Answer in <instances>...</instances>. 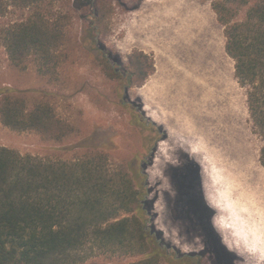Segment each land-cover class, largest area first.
Wrapping results in <instances>:
<instances>
[{"label":"rangeland","instance_id":"374dc122","mask_svg":"<svg viewBox=\"0 0 264 264\" xmlns=\"http://www.w3.org/2000/svg\"><path fill=\"white\" fill-rule=\"evenodd\" d=\"M214 1L48 0L31 9L9 7L0 16V30L39 13L52 28L58 27L61 42L48 67L34 56L12 64L1 46L0 88L16 92L28 111L40 104L50 106L71 134L55 142L37 131L11 130L0 121V147L64 161L90 150L101 153L110 169L133 168L129 176L140 175L144 227L163 240L168 255L208 248L201 264H226L223 255L232 264H264L259 253L233 244L237 228H247L240 222V211L213 205L224 196L225 172L245 173L257 187L264 186L259 162L263 143L252 129L245 90L225 53ZM152 19L145 25L154 37L151 45L142 25ZM160 25L167 38L158 36ZM138 59L149 66L143 82L131 76ZM81 144L90 150L77 149ZM255 193V208L264 220V188ZM212 234L224 254H217ZM139 259L94 252L83 264Z\"/></svg>","mask_w":264,"mask_h":264},{"label":"trees","instance_id":"16d2710c","mask_svg":"<svg viewBox=\"0 0 264 264\" xmlns=\"http://www.w3.org/2000/svg\"><path fill=\"white\" fill-rule=\"evenodd\" d=\"M46 1L0 0V16L9 7L31 9ZM212 10L223 27L234 77L245 90L252 129L263 143L259 162L264 167V0H215ZM60 34L36 13L1 29L0 47L12 64L34 56L48 67ZM147 67L138 59L131 76L145 81ZM0 121L11 130L37 131L55 142L71 134L50 106L28 111L9 88H0ZM78 148L90 150L85 144ZM127 172L134 169H110L107 157L94 150L64 161L0 147V264H83L94 252L140 257L129 264H201L194 254L168 255L163 240L146 232L140 175Z\"/></svg>","mask_w":264,"mask_h":264},{"label":"bare ground","instance_id":"6f19581e","mask_svg":"<svg viewBox=\"0 0 264 264\" xmlns=\"http://www.w3.org/2000/svg\"><path fill=\"white\" fill-rule=\"evenodd\" d=\"M159 18V17H158ZM155 21V20H154ZM149 28V27H148ZM207 52V51H206ZM208 53V52H207ZM209 54V53H208ZM207 57V56H206ZM203 78V77H202ZM212 84V83H211ZM217 92V91H216ZM181 103V102H180ZM162 121V120H161ZM165 125V124H164ZM174 128V127H173ZM229 146V145H228ZM227 148V147H226ZM195 151V150H194ZM217 152V151H216ZM223 152V151H222ZM195 153V152H194ZM194 153H192L194 155ZM227 153V152H226ZM223 154V153H222ZM197 155V153H196ZM194 155V157H196ZM221 155V154H220ZM192 158V157H191ZM199 159H202L199 157ZM222 158H220L221 160ZM217 162V161H216ZM207 163V162H206ZM219 163V162H218ZM202 164V163H201ZM222 164V163H221ZM203 165H205V161L203 162ZM215 166V165H214ZM206 167V166H205ZM229 167V166H228ZM231 167V166H230ZM227 168V167H226ZM232 168V167H231ZM206 169V168H205ZM219 169V168H218ZM222 169V168H221ZM226 170V169H225ZM231 170V169H230ZM233 171V170H232ZM235 171V170H234ZM218 172V171H217ZM222 172V171H221ZM210 173V172H209ZM223 173V172H222ZM259 173V172H257ZM212 174V173H211ZM225 180L222 181V192L224 193V196L219 197V201L213 203V205L216 208H219L221 211L225 210L228 211L231 209H238L240 214L242 215L240 222L246 227L255 225L256 227H262L264 226V220L260 216L259 210H256L255 206H257V200H258V194L255 193L259 189L262 190L264 188L263 185L257 187L255 183L253 182V179L247 176L245 173H239V172H225ZM218 175V174H217ZM220 176V174L218 175ZM220 176V178H221ZM220 180V179H218ZM263 181V180H262ZM212 182V180H211ZM264 182V181H263ZM220 183V182H219ZM259 183V182H258ZM212 184V183H211ZM221 184V183H220ZM262 184V183H261ZM212 186V185H210ZM216 186V185H215ZM221 186V185H219ZM208 187V186H207ZM213 187V186H212ZM220 190V189H219ZM213 191V188H212ZM211 193V192H210ZM253 193V194H251ZM257 194V195H256ZM212 195V194H211ZM218 196V195H217ZM254 196V197H252ZM212 197V196H211ZM216 197V196H215ZM217 199V198H216ZM214 202V200H213ZM220 205V206H219ZM259 208V206H258ZM260 209V208H259ZM219 210V211H220ZM262 210V209H261ZM227 213V212H226ZM229 214V213H228ZM224 219V218H223ZM220 221V220H219ZM238 221V220H237ZM217 222V221H216ZM221 222V221H220ZM219 222V223H220ZM224 222H227L226 220ZM222 222V223H224ZM239 224V223H237ZM236 224V225H237ZM225 225V224H223ZM227 225V224H226ZM225 225V226H226ZM237 227V226H236ZM240 227V226H239ZM220 228V227H218ZM223 228V227H222ZM226 228V227H225ZM219 230V229H218ZM222 230V229H221ZM225 230V229H224ZM227 230V229H226ZM223 231V230H222ZM225 232V231H224ZM227 233V232H226ZM226 233H224L226 235ZM227 238V237H225ZM227 242V241H226ZM230 242V240H229ZM228 244V243H225ZM245 250V249H244ZM248 251V250H246Z\"/></svg>","mask_w":264,"mask_h":264},{"label":"clouds","instance_id":"9594fccd","mask_svg":"<svg viewBox=\"0 0 264 264\" xmlns=\"http://www.w3.org/2000/svg\"><path fill=\"white\" fill-rule=\"evenodd\" d=\"M226 226L232 227L233 225L227 224ZM233 236V244L237 247L243 244L249 252L259 253L260 258L264 259V226L240 227L233 233Z\"/></svg>","mask_w":264,"mask_h":264},{"label":"flooded vegetation","instance_id":"af4514ba","mask_svg":"<svg viewBox=\"0 0 264 264\" xmlns=\"http://www.w3.org/2000/svg\"><path fill=\"white\" fill-rule=\"evenodd\" d=\"M150 153H152V150H150ZM145 165V164H144ZM143 166V165H142ZM146 209H148L149 208V205L146 203ZM210 237V241L212 240L213 241V245L214 246H216V252H217V254H219V255H221V254H224V250L222 249V248H220L218 245H217V243H216V239H215V237L213 236V234L212 235H210L209 236ZM159 242V241H158ZM206 250H208V248H205ZM206 250L204 251V252H200V253H192V254H194V256L195 257H197V259L198 260H200L201 262H202V260H203V258H204V256H205V253H206ZM223 256H225V261H226V264H232L231 263V258H229V257H227L226 255H223Z\"/></svg>","mask_w":264,"mask_h":264},{"label":"crops","instance_id":"0c3cea01","mask_svg":"<svg viewBox=\"0 0 264 264\" xmlns=\"http://www.w3.org/2000/svg\"><path fill=\"white\" fill-rule=\"evenodd\" d=\"M147 17H148V16H147ZM145 19H148V18L145 17ZM153 19H154V18H153ZM153 19H152L151 21L144 22V24L142 25L143 33H145V32L148 33V41L150 42L151 45H152L151 40H154V37H151V36H150L151 33H150L148 30H147V31L145 30V29H147V28L145 27V25H146V24H149L150 22H152ZM160 28H161V25L159 26L158 36H159V37H163V36H165V38H167V35H165V34H166V31H165V33H164V32H163L164 29H162L161 32H160ZM165 29H166V28H165ZM168 32H169V31H168ZM168 32H167V34H169ZM162 33H164V35H162ZM163 43L166 44L164 41H163ZM165 46H166V45H165ZM166 48H167V47H166ZM170 51L173 53L172 49H170ZM153 52H154V51H153ZM180 52H181V51H180ZM225 53H226V52H225ZM226 55H227V54H226ZM156 77H157V74L154 75V79H155ZM151 98H152V96H151ZM148 100H149L148 103H151V104H152V102L150 101V98H148ZM152 115H153V114H151L150 116L153 118L154 116H152Z\"/></svg>","mask_w":264,"mask_h":264},{"label":"water","instance_id":"95a60500","mask_svg":"<svg viewBox=\"0 0 264 264\" xmlns=\"http://www.w3.org/2000/svg\"><path fill=\"white\" fill-rule=\"evenodd\" d=\"M201 193V192H200ZM200 198H202V200H203V197H202V194H200ZM204 202V201H203ZM202 202V203H203ZM209 212H211L212 214H213V212L212 211H209Z\"/></svg>","mask_w":264,"mask_h":264}]
</instances>
